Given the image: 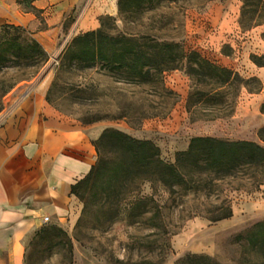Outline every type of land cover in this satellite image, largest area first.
Returning <instances> with one entry per match:
<instances>
[{"label":"rangeland","instance_id":"obj_1","mask_svg":"<svg viewBox=\"0 0 264 264\" xmlns=\"http://www.w3.org/2000/svg\"><path fill=\"white\" fill-rule=\"evenodd\" d=\"M89 2L83 0L68 14L58 46L45 63L24 75L14 69L0 72V130L9 117L23 119L30 112L23 102L25 92L37 85L48 87L44 119L49 123L85 129L93 136L113 128L153 142L170 163L194 137L264 146L261 10L252 19V14L242 16L245 0H157L153 8L144 6L125 14L118 8L114 14H102L97 27L84 31L79 27L81 8ZM107 17L111 34L139 39L148 46L156 42L179 45L178 57L170 61L178 68H149L148 76L131 80L124 69L110 70L102 62L86 67L63 58L75 36L99 29ZM192 51L237 73L242 81L224 87L207 69L190 73L189 65L198 68L188 58ZM17 78L23 80L3 93ZM144 192H152L149 185ZM155 199L162 207L163 230L126 221L107 227L94 213L84 217L81 212L72 228L48 224L66 231L72 254L62 247L61 237L54 235L50 240L48 233L34 235L27 243L25 264H176L188 254L207 256L220 264H264V249L249 241L258 230L256 225L264 222V168L226 177L209 193L171 195L158 188ZM223 205L230 206L232 216L211 221L219 214L213 212Z\"/></svg>","mask_w":264,"mask_h":264},{"label":"trees","instance_id":"obj_2","mask_svg":"<svg viewBox=\"0 0 264 264\" xmlns=\"http://www.w3.org/2000/svg\"><path fill=\"white\" fill-rule=\"evenodd\" d=\"M157 0H119L121 14L144 6L154 7ZM264 17V0H245L242 16L255 14ZM109 17L101 27L75 36L63 52V58L78 64L93 66L102 62L105 68L124 69L127 78L137 80L150 74L149 68L159 71L176 69L170 61L178 57L179 45L156 42L151 46L126 35H114L108 30ZM13 33H10V31ZM29 34V37H28ZM48 53L24 28L5 25L0 27V72L14 69L21 75L46 62ZM165 59L160 62L158 59ZM198 68L188 66L192 74L207 69L208 75L217 77L219 85L228 87L241 80L237 73L221 68L200 58L192 51L188 57ZM169 61V62H166ZM166 62V63H165ZM17 78L4 88L8 92L18 82ZM97 162L87 176L72 186V193L84 203L83 216L93 214L96 220L107 224L126 221L129 225L144 223L154 230H163L161 209L155 194L163 188L171 195H197L213 191V186L226 177L242 170L264 168V146L245 140L226 141L213 137H194L186 151L176 154L173 163L161 157L159 148L149 140H139L130 135L107 128L94 141ZM263 182V180H262ZM149 185L150 194L144 187ZM209 219L220 221L232 216L230 206H218ZM214 215V214H213ZM148 218H145V217ZM146 219V221H143ZM257 231L249 241L264 249V222L256 225ZM48 233V234H47ZM47 234L61 237L60 243L72 254V243L66 231L55 224L42 227L36 236ZM121 263V262H120ZM176 264H220L203 255L188 254Z\"/></svg>","mask_w":264,"mask_h":264},{"label":"crops","instance_id":"obj_3","mask_svg":"<svg viewBox=\"0 0 264 264\" xmlns=\"http://www.w3.org/2000/svg\"><path fill=\"white\" fill-rule=\"evenodd\" d=\"M83 0H0V27L26 29L51 55L58 46L68 14ZM92 0L82 6L79 27H97L98 17L114 14L118 0ZM81 6V5H80ZM48 87L25 92L30 112L9 117L0 130V264H25L27 243L50 222L72 228L83 206L72 186L97 162L92 135L44 119ZM45 218H49L46 222Z\"/></svg>","mask_w":264,"mask_h":264},{"label":"built area","instance_id":"obj_4","mask_svg":"<svg viewBox=\"0 0 264 264\" xmlns=\"http://www.w3.org/2000/svg\"><path fill=\"white\" fill-rule=\"evenodd\" d=\"M45 221L48 222L49 221V218H45Z\"/></svg>","mask_w":264,"mask_h":264}]
</instances>
